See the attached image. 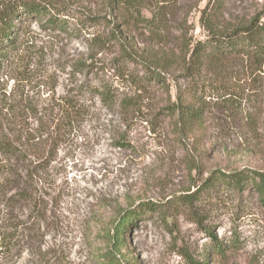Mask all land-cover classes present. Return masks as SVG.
I'll return each instance as SVG.
<instances>
[{"label": "rangeland", "instance_id": "rangeland-1", "mask_svg": "<svg viewBox=\"0 0 264 264\" xmlns=\"http://www.w3.org/2000/svg\"><path fill=\"white\" fill-rule=\"evenodd\" d=\"M165 1L176 15L188 12L193 42L205 38L198 9L207 0ZM93 2L69 0L63 30L29 22L42 56L33 59L35 75L48 83L41 103L56 112L61 99L77 95L81 111L57 135L50 164L59 198L41 241L47 263L25 251L7 264H264L262 195L251 184L198 193L212 170L264 172V61L257 67L231 54L193 79L178 71L163 84L127 65L113 42L91 39L104 27L86 31ZM263 3L226 0L221 26L253 16ZM172 35L156 39L144 28V49L171 47ZM107 83L112 100L95 92ZM178 100L202 111L186 132L175 127ZM140 204V216L109 252L103 236Z\"/></svg>", "mask_w": 264, "mask_h": 264}, {"label": "trees", "instance_id": "trees-1", "mask_svg": "<svg viewBox=\"0 0 264 264\" xmlns=\"http://www.w3.org/2000/svg\"><path fill=\"white\" fill-rule=\"evenodd\" d=\"M68 1L0 0V264H7L12 256H21L25 251L34 261L47 258L41 241L59 198L49 174L50 164L56 153L57 135L79 116L81 102L77 95L65 97L56 112L48 103H41L40 96L48 83L42 79L43 74L35 75L33 59L42 56L32 40L29 22L65 29L63 16L67 15ZM225 1L207 0L198 9L206 36L195 42L188 35V12L181 9L176 15L165 0H94L95 7L84 22L86 31L103 24V30L91 32V39L113 42L127 65L139 64L148 77L163 84L166 76L172 78L178 71L193 79L203 68H215L231 54L245 56L261 66L264 3L253 16L221 26ZM144 28L156 39L174 34L173 45L144 49ZM11 80L13 85L9 87ZM112 91L110 83L95 90L103 100H112ZM192 102L173 103L175 123L180 125L175 124L177 130L186 132L201 119V108ZM250 184L264 200V172L247 168L212 170L198 193L221 185L242 192ZM141 206L124 210L112 232L103 236L110 242L109 252L121 244L119 236L140 216ZM208 234L217 242L215 235ZM187 264L208 262L188 260Z\"/></svg>", "mask_w": 264, "mask_h": 264}]
</instances>
